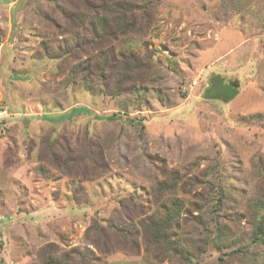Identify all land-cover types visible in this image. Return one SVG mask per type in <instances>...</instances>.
<instances>
[{
	"label": "rangeland",
	"instance_id": "374dc122",
	"mask_svg": "<svg viewBox=\"0 0 264 264\" xmlns=\"http://www.w3.org/2000/svg\"><path fill=\"white\" fill-rule=\"evenodd\" d=\"M112 1L138 5L99 42L90 19ZM130 56L145 82L107 94ZM263 182L264 0H0V264H43L48 246L77 264H264ZM177 200L187 260L141 224Z\"/></svg>",
	"mask_w": 264,
	"mask_h": 264
},
{
	"label": "trees",
	"instance_id": "16d2710c",
	"mask_svg": "<svg viewBox=\"0 0 264 264\" xmlns=\"http://www.w3.org/2000/svg\"><path fill=\"white\" fill-rule=\"evenodd\" d=\"M138 4L132 3H124L119 4L117 1H112V3H105L101 5V12L95 11V16H91L90 19L94 34L93 36L97 38V41H102L104 37L109 36V28H112L111 24H116L119 27V22L121 19L124 18V15L128 13L133 16L134 9L132 6H137ZM82 17H86L85 14H82ZM116 28V27H115ZM48 49V47H47ZM49 50V49H48ZM53 53V52H52ZM61 55V54H60ZM58 54H51V58L60 57ZM106 66L107 64L111 63L114 67L118 60L115 55L106 53L104 56L100 58L97 70H99L100 65ZM147 68L148 64L139 60L138 58H130L124 62V68L122 72H118L117 74H113V76L117 77L116 83L112 88H109V83L105 82V80L101 83L103 91L107 94L111 95H119L120 93H135L138 90V86L143 85L145 82V78L147 75ZM90 70V72H88ZM96 70V69H95ZM92 75L93 70L90 66L80 67L77 66V69L73 70L71 76L77 81H81L83 85H89L91 79H89L88 74ZM74 82V80H72ZM89 83V84H88ZM216 84L220 88L223 89V95L225 99H233L240 90V83L237 79L230 80L229 82L224 80L223 76L216 74L210 79V85ZM216 95V94H215ZM200 182V181H198ZM264 183V182H263ZM169 183L163 182L161 185L162 187H171V185H177V182H172V184L168 185ZM176 187V186H172ZM264 188V184H263ZM217 204L219 206L223 202L225 197V190L224 188L220 187L217 191ZM264 197V192L261 195ZM203 200H208V194L200 193L196 196ZM197 204V208L202 209L204 206L210 205V203L206 202L203 206H201V202L195 201ZM194 205V203H193ZM253 213L255 217V225L253 228L252 233V241L254 242H263L264 243V214H261V210L264 208V199L258 198L253 203ZM186 209L184 208L183 200H177V202L173 205L172 209L167 212L165 217L163 216H155L150 217L149 219L143 220L141 222L146 234L151 233V236H147L151 241L156 244V250L159 253H174L176 255L185 256V260L190 255V252L185 247V243L182 239L178 236L177 232H174V228H182V224L180 225V217ZM188 214L192 216V212L187 210ZM187 220V219H186ZM221 236V232H219ZM220 236L218 239H220ZM43 264H77L74 261L73 255L70 252L67 253H58L56 248L48 246L46 249L43 250Z\"/></svg>",
	"mask_w": 264,
	"mask_h": 264
}]
</instances>
